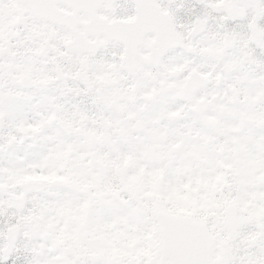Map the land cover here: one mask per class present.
<instances>
[{"label": "snow or ice", "instance_id": "snow-or-ice-1", "mask_svg": "<svg viewBox=\"0 0 264 264\" xmlns=\"http://www.w3.org/2000/svg\"><path fill=\"white\" fill-rule=\"evenodd\" d=\"M0 264H264V0H0Z\"/></svg>", "mask_w": 264, "mask_h": 264}]
</instances>
